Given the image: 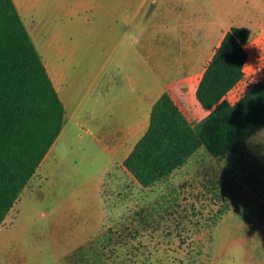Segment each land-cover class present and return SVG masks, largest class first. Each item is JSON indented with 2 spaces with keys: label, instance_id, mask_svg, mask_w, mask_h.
Listing matches in <instances>:
<instances>
[{
  "label": "rangeland",
  "instance_id": "obj_1",
  "mask_svg": "<svg viewBox=\"0 0 264 264\" xmlns=\"http://www.w3.org/2000/svg\"><path fill=\"white\" fill-rule=\"evenodd\" d=\"M26 11L44 63L61 60L52 55V36L61 43L67 119L75 113L68 124L70 142L74 154L84 152L70 166L73 178L101 179L105 200L85 195L86 183L56 191L40 182L35 201V177L33 191L26 190L28 196L16 201L0 226V264H57L73 255L77 233L123 224L128 229V210L137 208L141 228L152 227L155 234L139 237L134 247L126 229L119 239L125 244L110 246L114 238L107 235L103 246L88 245L94 259H102L92 264H264V127L222 158L200 146L183 165L186 172L169 174L147 192L145 186L125 188L120 170L114 187L113 160L84 130L91 110H103L107 87L123 86L131 102L141 88L158 90L166 83L181 96L188 82L199 80L222 34L247 26L245 77L226 96L234 101L247 83L264 78V0H31ZM187 98L191 105L193 98ZM119 110L129 111L127 104ZM99 120L100 115L93 123ZM100 210L122 213L123 219H100ZM86 212L94 214L92 221L77 216Z\"/></svg>",
  "mask_w": 264,
  "mask_h": 264
},
{
  "label": "trees",
  "instance_id": "obj_2",
  "mask_svg": "<svg viewBox=\"0 0 264 264\" xmlns=\"http://www.w3.org/2000/svg\"><path fill=\"white\" fill-rule=\"evenodd\" d=\"M247 26L221 37L195 90L208 112L195 123L167 91L151 108L149 126L124 160L150 186L184 165L200 147L222 158L264 127V78L234 101L227 94L245 77ZM65 107L14 0H0V226L59 135Z\"/></svg>",
  "mask_w": 264,
  "mask_h": 264
},
{
  "label": "crops",
  "instance_id": "obj_3",
  "mask_svg": "<svg viewBox=\"0 0 264 264\" xmlns=\"http://www.w3.org/2000/svg\"><path fill=\"white\" fill-rule=\"evenodd\" d=\"M14 2L18 8V11L20 12L23 18V21L25 22V25L28 31H30L25 21V15L27 14L26 10H28L29 5L31 4V0H14ZM52 37H53L52 38L53 43H56V46L53 45L52 55H54V52H56V55L59 57L58 60L59 59L61 60L58 61L57 63H55L54 59L52 60V62L48 60L47 61L48 63H44V64L46 68L48 65V68H47L48 73L50 74L52 81L54 83V86L59 94V97L61 98L64 104L66 115L64 117V123H63L62 129L59 135L57 136V138L55 139V141L53 142V144L51 145V147L49 148V150L46 152L45 156L41 160L35 174L32 176L28 184L22 190L18 200H21V198H26L28 196L29 193H27L26 190L32 189L33 191L36 184L33 186L32 182L35 177L38 178L37 187L35 189V195H36L35 201L39 200L36 190L37 191L41 190L43 187L42 185L45 184V182H48V184L46 183L47 184L46 187H51L52 190H56V191L59 190V187L61 185H67V186L72 185L75 190L76 187L81 186L82 184L85 185L86 183L87 186L84 188H85V191L86 189H88V191L85 192V195L91 196L96 202L98 198L99 199L103 198V200H105V194H104L105 191L103 192L101 179H97V181H92L90 179L88 181H84V182L80 181L76 183L73 178L74 169L73 170L70 169V166L74 164V160L78 156H81V160L83 159L84 152H82V154H79V153L74 154L72 151V146L70 142L71 131L68 127V124L69 122L73 120L72 116L75 113L70 114L69 118L67 119L68 111H67L66 100H65L66 93L64 89V83H63V78L65 75L64 70H63L65 67V63L63 62L65 60H64V55H62L61 53L62 47H61V43L58 41L59 37L57 35H53ZM43 61H44V58H43ZM204 66L201 70V73H200L201 75H202ZM184 80L188 82L189 76H185ZM198 82L199 80L194 83L188 82V86L183 88L185 92L181 96L178 95V93H175V91L172 88H170V85L168 83L164 85L162 84L161 88H159L158 90L155 88H152V89L148 88V89L142 90L141 88V90H139V94H140L139 97H137V100H133L132 102L129 99L130 94L129 95L125 94L127 97L126 98L127 101H126L124 97L125 91H124L123 86H110V87H107L105 91H103L102 101L100 103V105H102L103 107V110L102 111L101 110L97 111L96 109L91 110L92 112L90 113V116L86 117L87 126H85L84 130L86 134L88 133L89 138L91 139L92 143L98 145V147H100L106 153V155L113 160L115 164L114 170L118 172L117 173L118 175L117 174L115 175L114 173H112L111 181H114V187L117 186L116 179H118V177L122 175L124 179L127 181V183H124V181H122V184L123 186H125V188L129 189L130 186H136L138 188L143 187V185L124 166V160L129 155V153L132 151L137 141L147 131L148 126H149L151 108L162 92L167 91L170 94L171 98L174 100V102L178 105L180 110L193 123H195L198 120V118L197 116L192 117L190 115L191 114L190 107L192 108V110L195 109L196 112L200 113L202 117L206 114V112H208V110L202 108L199 105L197 100L196 101L194 100L193 95L195 96V90H196V86ZM189 95L193 98L191 100L192 102L191 105H188V103H186V99H188L187 96ZM106 104L108 105L107 107L108 109L105 111ZM126 104L129 109L128 113L127 114L121 113L119 108L126 106ZM92 108H97V104L92 106ZM99 115H100V120L98 121V123L97 124L93 123V120ZM77 135L80 138H83L85 134L82 132H78ZM181 168L182 170H185V168L182 165L181 167L174 169L171 173L177 172ZM118 170H120L122 175L120 174ZM164 178L156 181L154 184L150 186H145L143 189V192L145 191L147 192L149 188L155 186L158 182H160ZM182 181L184 180H181V182ZM40 182H42V185ZM171 190L172 189L168 190L170 194L172 193ZM166 195H168L167 192L166 194L164 193V194H161L160 196L162 198H166ZM118 196H119V193H118ZM52 198H53L52 200H54V194H52ZM150 201L151 200H149L148 202ZM153 201H154L153 203H155L156 199ZM115 203L117 204L118 201ZM128 211L129 212H128L127 218H130L133 221L132 225L125 226V227L130 226L128 229L124 228L123 227L124 224H123V226L121 227L120 226H114L113 228H110V227L102 228L101 227V228H94L95 230H92L90 232L81 231V233H77L75 235L76 238L79 239V241L75 242V246L70 249V251L74 252L73 255L68 258H65L62 261H59L57 264H92L91 261H102L101 258H97L96 260L94 259V257L91 254L92 249L88 248V245L93 243L92 246H94V242H95V243H98L97 246L98 245L103 246L105 244L104 242L106 241L105 236L107 235L109 236V239L112 237L114 238V240L113 241L111 240L112 242H110L108 245L116 246L117 243L125 244L123 241H119V239H121L123 235L125 234V229L127 232H130L132 236L129 239V243H131L133 247L140 246L139 237L155 234L156 230L152 227H144V229H142L143 227L141 228V222H140L141 218L138 213V208L136 210H132V211L128 210ZM108 213L110 212L109 211L105 212V211L100 210L97 215L100 217V219H102L104 216H107L111 220H114V219L122 220L123 219L124 214L122 213H118L116 214V216L110 215ZM119 214H121V216H119ZM77 216H81L82 217L81 219L92 221L94 214L92 215L91 213L86 212L85 214L80 213ZM127 218H125L124 216V221ZM148 219L151 220V217L148 216ZM102 236L104 238L100 239ZM136 251L139 252V250L137 249Z\"/></svg>",
  "mask_w": 264,
  "mask_h": 264
}]
</instances>
